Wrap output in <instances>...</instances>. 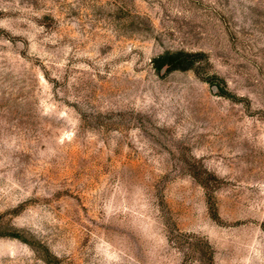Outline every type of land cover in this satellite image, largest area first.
I'll return each mask as SVG.
<instances>
[{
  "label": "rangeland",
  "instance_id": "rangeland-1",
  "mask_svg": "<svg viewBox=\"0 0 264 264\" xmlns=\"http://www.w3.org/2000/svg\"><path fill=\"white\" fill-rule=\"evenodd\" d=\"M0 264H264V0H0Z\"/></svg>",
  "mask_w": 264,
  "mask_h": 264
},
{
  "label": "trees",
  "instance_id": "trees-1",
  "mask_svg": "<svg viewBox=\"0 0 264 264\" xmlns=\"http://www.w3.org/2000/svg\"><path fill=\"white\" fill-rule=\"evenodd\" d=\"M204 55L203 53H192V52H184V51H176V52H166L154 59H152V66L156 70L157 73H160L161 70L169 73L172 71H193L195 74H198V70L196 67L202 65ZM217 79L216 77H214ZM219 80V79H217ZM207 82L208 81L207 79ZM221 82V81H220ZM218 87H220L217 84ZM221 93L225 96H229L228 93L221 88ZM223 95V96H224ZM203 259L210 260V255L206 252L203 253Z\"/></svg>",
  "mask_w": 264,
  "mask_h": 264
}]
</instances>
